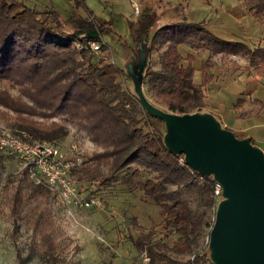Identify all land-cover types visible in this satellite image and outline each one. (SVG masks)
I'll return each mask as SVG.
<instances>
[{"label":"trees","instance_id":"1","mask_svg":"<svg viewBox=\"0 0 264 264\" xmlns=\"http://www.w3.org/2000/svg\"><path fill=\"white\" fill-rule=\"evenodd\" d=\"M242 3L264 32V0ZM88 38L100 39L67 28L54 8L38 10L23 0H0V82L17 90L12 93L8 87H0V104L17 113L8 120L9 125L20 135L25 130L29 139L61 140L68 132V124L83 131L95 147L72 168L73 176L101 186L119 179L128 190L138 187L159 205L162 234L156 235L154 224L143 230L136 222L142 229L132 236L137 250L146 251L147 264H199L203 259L211 260L197 246L213 220L217 202L214 178L193 169L183 160V153L167 148L163 141L165 125L163 130L155 127L152 120L161 119L147 113L135 92L126 87L129 76L124 66L74 45ZM179 43L208 50L207 57L201 60L200 82L193 78L194 54L187 52L183 56ZM153 49L157 66L150 64L149 55L143 78L145 94L168 110L205 109L204 85L211 78L209 69L216 53L240 54L246 58L248 72L255 70L264 77L263 44L221 37L203 20L181 18L160 24L152 33L151 52ZM251 92L247 91L249 95ZM244 103L240 95L233 102L238 116L253 115L263 107V99L258 96H250L248 105ZM48 118L53 119L47 121ZM18 172L8 200L16 218L32 194L48 189L33 184L25 168ZM143 172L148 174L145 178L141 177ZM134 221L137 219L132 215L131 222ZM18 225L16 222L13 226ZM172 233L176 237L169 244L166 237ZM42 239L50 264H65L53 252V238L48 234ZM171 248L181 254L172 255ZM31 251L29 248L26 255L18 252V264H24Z\"/></svg>","mask_w":264,"mask_h":264},{"label":"rangeland","instance_id":"2","mask_svg":"<svg viewBox=\"0 0 264 264\" xmlns=\"http://www.w3.org/2000/svg\"><path fill=\"white\" fill-rule=\"evenodd\" d=\"M132 1L26 0L37 8L52 6L69 29L99 36L106 43L104 46L108 45L115 55L116 63L122 66L132 57L128 55V51L140 26H144L145 33L150 36L165 20L186 18L191 21L203 20L209 29L213 26L225 36L229 35L226 30L234 29V24L230 28L228 22L225 23L222 19L215 21V18L228 20L231 12L241 6L240 0H135L141 12L136 14ZM149 7L155 10L147 14ZM231 8L233 11H230ZM88 9L91 10L93 20L82 18V21H77L88 14ZM156 56L153 49L150 54L152 66H157ZM125 85L133 90L130 77L125 79ZM0 87H8L12 93L17 91L3 82H0ZM143 90L146 92L144 82ZM16 116L15 111L0 104V125L11 128L8 120ZM51 119L53 118H48L47 121ZM152 121L155 127L163 130L162 120ZM67 126V134L57 140L61 149L85 157L95 147L94 143L83 131H78L69 124ZM73 143L75 149L71 150ZM19 167L16 160L0 151V264H18V252L26 255L29 248L32 251L24 264H50L47 252L43 251L46 244L42 239L43 235L48 234L54 241L53 252L65 264H147L143 255L146 251H138L132 242V236L140 234L142 229L135 224L139 223L143 230L154 224L157 236L162 234L163 228L159 224V205L152 199H147L140 188L129 191L119 179L101 186L95 181L78 179L74 174L80 196H92L97 202L80 205L68 196L45 189L42 193L32 194L25 202L20 216L16 218L9 210L8 200L11 185L19 175ZM147 175V172H143L141 177L145 178ZM132 215L137 221L131 222ZM16 222L19 223L18 227L13 226ZM208 230L209 226L197 246L205 256H209ZM175 237L176 233H172L166 240L171 244ZM169 252L177 256L181 254H177L172 248ZM183 254L188 256L186 252ZM199 264L214 263L203 259Z\"/></svg>","mask_w":264,"mask_h":264},{"label":"water","instance_id":"3","mask_svg":"<svg viewBox=\"0 0 264 264\" xmlns=\"http://www.w3.org/2000/svg\"><path fill=\"white\" fill-rule=\"evenodd\" d=\"M151 37L137 35L123 65L145 111L163 120V141L183 160L221 185L207 247L214 264H264V151L238 135L210 110L176 112L152 102L143 90Z\"/></svg>","mask_w":264,"mask_h":264},{"label":"crops","instance_id":"4","mask_svg":"<svg viewBox=\"0 0 264 264\" xmlns=\"http://www.w3.org/2000/svg\"><path fill=\"white\" fill-rule=\"evenodd\" d=\"M23 1L38 10L53 8L48 5L37 8L32 3H27L26 0ZM240 2V8H238V10L234 9V12H231V17H228V20L220 17L215 18V21L221 19L225 20V23L228 22L230 28H233L231 25L234 24V29L226 30L229 32V35L224 36L213 26L210 27V29L221 37L243 40L248 44L260 42L264 45V32L261 23L245 8L242 0H240ZM153 10H155L153 7H149L147 9V14H150ZM230 11H233V9L231 8ZM140 13L141 12H139V14ZM91 16L92 13H88L84 17H81V20L82 18L90 19ZM171 20L177 19H167L165 22ZM137 31L136 36L145 33V29L144 27L142 28V26H140ZM103 47L112 54L115 60V55L109 46H104L103 44ZM178 49L183 56H185L187 52H192L194 54L192 60V64L195 66L193 78L195 81L200 82L201 60L207 57L208 50L201 47L193 48L187 43H179ZM213 57L215 63L213 67L209 69L212 75L204 85L205 110L212 111L223 125L232 128L238 135L251 136L253 142L264 150V77L260 72L255 70L248 72L245 68L246 58L240 54L229 53L221 55L220 53H216ZM183 61L186 62L184 57ZM248 90H252L250 95L247 93ZM222 94H226V96ZM239 95L245 98V105H248L250 96H258L263 99V107L258 113L253 115L244 117L238 116L237 109L233 106V102ZM147 199L151 198L147 197Z\"/></svg>","mask_w":264,"mask_h":264},{"label":"built area","instance_id":"5","mask_svg":"<svg viewBox=\"0 0 264 264\" xmlns=\"http://www.w3.org/2000/svg\"><path fill=\"white\" fill-rule=\"evenodd\" d=\"M133 10L140 12L135 0L132 1ZM104 41L88 38L85 41H75L78 48H88L95 55H103L110 61L115 62L112 54L103 47ZM22 135L14 132L11 128L0 125V150L8 154L19 164V169L25 168L28 176L36 184H42L56 194H62L72 198L80 205H91L97 202L92 196H80L72 175V168L82 161L79 153L61 149L58 141L46 138L29 139L25 131ZM25 136V137H24ZM75 149L74 143L70 146ZM70 150V149H69ZM72 153V157H71ZM213 190L217 200L221 197V185L214 180ZM147 259V254L143 253Z\"/></svg>","mask_w":264,"mask_h":264},{"label":"flooded vegetation","instance_id":"6","mask_svg":"<svg viewBox=\"0 0 264 264\" xmlns=\"http://www.w3.org/2000/svg\"><path fill=\"white\" fill-rule=\"evenodd\" d=\"M138 35H139V34H138ZM136 37H137V36H136ZM134 39H137V38H134ZM129 49H132V50L134 51L135 47H130ZM128 55H130V56L132 55L131 50L128 51Z\"/></svg>","mask_w":264,"mask_h":264}]
</instances>
